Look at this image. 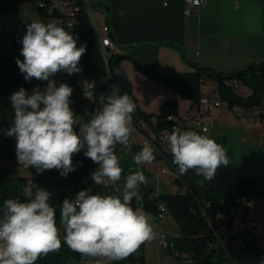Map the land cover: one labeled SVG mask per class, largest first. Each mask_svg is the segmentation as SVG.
<instances>
[{"label": "clouds", "instance_id": "1", "mask_svg": "<svg viewBox=\"0 0 264 264\" xmlns=\"http://www.w3.org/2000/svg\"><path fill=\"white\" fill-rule=\"evenodd\" d=\"M77 39L54 21L27 25L21 41L23 61L17 59L16 64L26 81L34 78L47 83L32 94L21 87L11 95L14 120L3 131L15 137L21 167L32 166L38 174L57 169L66 177L75 170L73 155L83 151L98 165L90 178L108 187L121 180L123 169L115 147L128 144L136 104L112 85L102 107L87 121L74 113L70 107L73 89L63 82L57 86L52 78L61 71L69 76L82 71L78 65L86 46L77 47ZM166 139L178 174L195 170L203 178L198 182L201 186L214 179L218 168L229 165L223 146L194 130L173 129ZM156 151L146 142L133 156L140 167L126 176L122 197L90 194L86 189L76 193L74 200L65 198L59 206L62 238L57 208L50 203L53 193L29 186L24 189L27 200H5L0 208V264H36L39 258L59 252L62 243L83 257L115 262L155 240L158 234L150 215L134 209L132 201L141 199L139 188L147 183L143 166L156 160Z\"/></svg>", "mask_w": 264, "mask_h": 264}, {"label": "trees", "instance_id": "2", "mask_svg": "<svg viewBox=\"0 0 264 264\" xmlns=\"http://www.w3.org/2000/svg\"><path fill=\"white\" fill-rule=\"evenodd\" d=\"M20 1L0 0V161L16 156L15 137H9L3 131L10 128L14 120L11 95L21 87L32 94L34 88L39 87L43 90L46 84L45 81H38L34 78L30 82L26 81L24 74L16 64L17 59L23 61V56L20 54L21 41L26 33V30L23 31L20 28L21 19L18 14ZM40 10L41 22H45V12ZM72 31L74 38L78 37L77 47L86 46V52L82 55L78 65L82 71L72 74L74 86L70 97V107L76 115L83 116L87 121L90 115L99 108V97L105 98L109 94L106 81V76L109 74L112 84L119 88L121 94L127 93L136 104L133 121L144 120L156 135L170 128L171 120L167 116L178 114V101L172 98L163 100L156 113H146L141 110L132 93L128 76L120 65L122 56L119 53L110 52L107 55L108 69H106L91 22L83 7L76 15ZM150 76L176 90L182 99L191 100L193 103L198 101L201 93L200 86L208 78L216 81L215 93L220 95L229 106L237 104L253 109L255 106H262L261 100L264 99V60L250 63L230 73H222L206 65L194 64L193 70L187 72ZM84 77L94 82L95 90L92 100L85 98L81 93L80 80ZM225 79H239L250 90V94L242 96L236 93L232 87L224 84ZM206 136L219 144L217 136ZM129 148L133 155L141 150L137 144H132ZM122 149L119 144L116 145L115 152L118 157ZM158 158H164L171 165L175 173L173 182L183 191L161 195L157 194L150 185L143 184L139 188L141 199H133V208L140 206L143 210L155 214L157 205L162 203L178 229L176 235L170 236L174 248L190 254L194 264H235V253L230 243V240L234 238L219 235L218 226L221 222L231 219L230 208L239 206L240 198L264 193V190L255 189L252 178L244 177L241 174L242 167L236 164L229 163L226 167L221 166L217 169L214 179L205 181L201 186L198 182L203 178L198 176L195 170L190 169L186 175L178 174L176 166L172 163L170 151ZM72 162L75 170L66 177L61 176L57 169L45 170L42 174L35 175L31 183L28 182L27 176L15 172L13 167H0V208L4 201L10 198L27 200L25 187L31 186L34 191L35 188H44L53 193L50 203L57 208V225L61 229L62 238L64 233L59 220V206L65 198L74 200L76 193L86 189H90V194L108 195L115 192L113 186L96 185L89 177L90 170L98 165L86 158L83 151L74 154ZM139 167L136 165L135 171ZM132 172L134 171H123L122 174L128 175ZM143 172H145L144 166ZM81 177L87 178L81 181ZM118 195L122 197V194ZM248 207L247 205L242 207L245 215L248 214ZM167 249L172 253L170 248ZM237 253L241 256H249L252 264H264V251L255 242L239 240ZM142 254L143 244L127 259L111 261V264H130L142 259ZM71 259L89 260L90 257H83L62 243L59 252L49 253L39 258L36 264H66Z\"/></svg>", "mask_w": 264, "mask_h": 264}, {"label": "crops", "instance_id": "3", "mask_svg": "<svg viewBox=\"0 0 264 264\" xmlns=\"http://www.w3.org/2000/svg\"><path fill=\"white\" fill-rule=\"evenodd\" d=\"M84 5L99 35H104L102 26H108L132 92L159 88L152 74L187 72L194 64L230 73L264 60V0H201L192 8L184 0H94L99 23L93 19L88 0ZM167 98H173L169 89L159 104ZM145 212L155 228L168 236L178 233V229L170 234L164 229L166 213L157 218ZM154 242L158 259L165 249L156 239L144 243L143 252L147 254Z\"/></svg>", "mask_w": 264, "mask_h": 264}, {"label": "rangeland", "instance_id": "4", "mask_svg": "<svg viewBox=\"0 0 264 264\" xmlns=\"http://www.w3.org/2000/svg\"><path fill=\"white\" fill-rule=\"evenodd\" d=\"M39 0H21L19 3V17L21 19L20 28L25 31L27 25L32 21H41V10L38 7ZM90 10L95 22L99 23L100 18L97 15L94 0H88ZM87 15L90 22L92 19L86 8ZM240 82L239 87L235 88L236 93L244 92L245 87ZM159 88L147 89L138 88L137 92H132L136 98L137 105L141 110L146 113H156L158 111L159 100L163 98L166 89H169L173 93V98L178 101V112H184L185 99H182L179 93L173 88L160 83ZM216 81L213 79H206L200 86V92L207 94L209 100L212 102L215 96ZM165 100V99H164ZM208 119L214 121V127L207 133V135L217 136L219 144L225 149L229 163L236 164L246 170L264 169V121L255 122L249 115L244 116V122L242 123L236 116L229 110L219 111L214 110L209 115H206ZM132 142L138 140L137 135H131L129 138ZM133 153L130 148H123L119 153V163L123 171L130 172L132 166H136L133 161ZM15 165L20 166V170L17 172L23 176H30L34 173V169L21 167L18 163L16 156L0 161V167ZM165 168V171L160 172L156 176V171L160 168ZM144 175L147 178V183L154 188L157 194H173L176 192H182L183 189L177 186L173 179L175 177L174 170L171 165L164 159L160 158L158 161H154L152 164L144 165ZM151 172V174H149ZM154 174V176H153ZM127 174H122L121 180L116 184H111L114 187L115 192L112 195H118L123 193L125 177ZM255 189L261 188L259 179L252 177ZM251 197H255L251 200L248 207V216L252 218H260L264 220V193H257ZM136 208H141L136 206ZM142 209V208H141ZM145 211V210H144ZM164 229L168 234L173 233L176 228V224L169 212H166L165 219L163 220ZM173 236V235H171ZM154 241V240H153ZM152 241V242H153ZM147 243V242H146ZM145 243V244H146ZM230 243L235 253V264H252L249 256H241L237 253L239 240L234 238L230 240ZM156 242L151 244L150 250L147 254L143 252L142 259L137 260L130 264H177V259L173 254L164 247V253L157 259ZM66 264H79L75 259L68 260ZM84 264H111V261L106 258H93L90 257Z\"/></svg>", "mask_w": 264, "mask_h": 264}, {"label": "built area", "instance_id": "5", "mask_svg": "<svg viewBox=\"0 0 264 264\" xmlns=\"http://www.w3.org/2000/svg\"><path fill=\"white\" fill-rule=\"evenodd\" d=\"M85 1L86 0H39L38 7L44 10L46 23L54 21L58 24V26L64 27L66 31H69L73 34L72 29L73 24L76 21V15L81 7L85 9ZM184 2L187 8H192L201 4V0H184ZM91 25L106 69H108L107 55L110 52H115L112 39L109 35L108 26L104 24L102 26L104 35H99V32L93 22ZM52 79L56 81L57 86H59L61 82L68 84L71 88L74 86L72 75L69 76L64 71L58 72ZM106 81L107 90L110 94L112 91L111 86L113 84L109 74L106 76ZM224 84L232 87L235 91V88L239 87L240 82L237 79H225ZM80 90L85 98L92 100L95 90L94 82L88 78H82L80 80ZM238 94L247 96L250 94V90L245 87L244 92H240ZM104 99L105 98L103 96L99 97V108L102 107ZM261 102L262 106L258 105L253 109H247L237 104H232L229 106L227 102L223 100L217 93H215L214 99L211 102L209 100V96L201 92L197 102L193 103L191 100H186L184 112H178L177 115H168L167 118L171 120L170 128L162 130L158 135L153 133L149 125L144 120L139 119L133 121L131 124V128L133 129L131 135H137L138 140L136 142H132L129 139L127 145L119 146L122 148H129L132 144H137L141 149L147 142L157 149L154 154L156 159H159L158 157L163 155V153L170 151L166 137L172 132L173 129H179L181 131L194 130L199 134L207 135V133L214 127L215 123L213 120L208 119L206 115H209L216 109L219 111L229 110L236 116V119H239L242 123L244 122V116L246 114L249 115V117H252L255 122H263L264 99H262ZM29 168H33L35 170L32 175L27 176L28 182L31 183L32 178L35 175L42 173L38 174L36 169L32 166H29ZM96 168L97 167H93L90 170V174ZM13 170L18 172L20 170V166L15 165ZM131 171H135V166L131 167ZM163 171H165V168L162 167L159 169V172ZM159 172H156V176H158ZM241 174L244 177H255L259 179L261 183V189L264 190V169L246 170L242 168ZM86 178L87 177H81L80 180L85 181ZM252 199L253 197L251 196L247 198H240L239 206H233L230 208L231 219L229 221L221 222L218 226L217 233L219 235L236 238L238 240L255 242L258 247L264 251V220L260 218L249 217L248 214L245 215L242 208L245 205L249 206V203ZM165 213V206L162 203H159L157 205V212L155 213V216L157 218H162ZM155 230L158 234L156 238L158 245L161 247L170 248L172 250L173 256L177 259V264H194L190 254L186 252H180L174 248L172 239L162 230V228L156 227Z\"/></svg>", "mask_w": 264, "mask_h": 264}]
</instances>
